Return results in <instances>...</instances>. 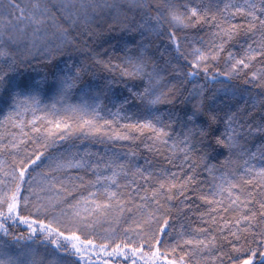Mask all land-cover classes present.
Listing matches in <instances>:
<instances>
[{
    "label": "snow or ice",
    "instance_id": "snow-or-ice-1",
    "mask_svg": "<svg viewBox=\"0 0 264 264\" xmlns=\"http://www.w3.org/2000/svg\"><path fill=\"white\" fill-rule=\"evenodd\" d=\"M69 6L60 4L62 10ZM80 7L118 12L120 5L100 0ZM129 7H154L155 24L146 30L169 41L161 54L168 57L163 64L153 63L143 51L135 59L126 58L131 70L120 69L121 75L148 81L137 99H146L149 106L174 104L177 98L190 104L178 85L168 86L166 73L181 77V84L201 73L215 80L218 74L210 69L221 62L229 78H246L245 84L264 89V0H129ZM49 27L54 31L49 33ZM205 28L207 39L193 36L189 42L180 35ZM29 31L33 47L39 39L49 60L71 43L48 0H29L27 5L0 0V60L5 66L0 91L6 104L15 101L2 124L20 130L0 136V234L9 237L18 224L29 229L27 236L13 237L16 245L24 242L19 252L11 251L7 239L0 241V264H264V165L257 169L251 163L264 160V144L252 151L241 143L253 135L250 119L233 111L221 115L199 84L189 93L197 102L183 115L170 113L167 122L153 115L151 107L143 122H122L134 119L124 101L107 115L102 114L103 102L65 108L66 98L79 86V72L54 78L50 87L61 107L53 105L51 118L37 116L43 84L28 86L29 99L20 100L21 86L8 75V70L15 71L11 49ZM28 111L31 121L24 119ZM256 128L264 135V115ZM144 140L147 151L159 154L170 167L150 160L140 165L134 150L122 161L119 154L94 153L85 144ZM62 143L68 146L56 151ZM217 149L228 153L219 165L211 163ZM240 167L243 175H237ZM203 172L211 187H201ZM89 174L94 179H86ZM173 202L184 206L178 215L195 218L197 227L185 231L182 225L176 232ZM125 213L134 219L123 235L111 227L98 231L105 223H118ZM39 235L44 237V254L33 247Z\"/></svg>",
    "mask_w": 264,
    "mask_h": 264
},
{
    "label": "trees",
    "instance_id": "trees-1",
    "mask_svg": "<svg viewBox=\"0 0 264 264\" xmlns=\"http://www.w3.org/2000/svg\"><path fill=\"white\" fill-rule=\"evenodd\" d=\"M20 2L27 5L29 0H20ZM62 2L70 6L62 10L60 8ZM92 2L99 3L100 0H48L49 6L52 7L55 14L56 23L62 29L67 30L68 40L71 42L63 44L62 50L56 53L54 59H48L46 52L42 50L44 45L39 39H37L36 47H33L31 31H29L23 43L13 46L11 49L12 56L15 58V71L8 70V75L21 86L17 89L22 93L19 99H29L30 89L28 86L43 84L39 93L40 104L39 111L36 112L37 116H49L51 118L53 105L58 109L61 107L57 103L55 90L50 87L57 75L68 76L79 72L81 77L78 82L79 86L74 88L66 98L65 108L69 105L75 106L85 102H103L104 111L102 114L107 115L109 111H115L119 107V103L124 101L126 102L127 115L133 116L134 119L122 122L129 123L135 122V120L143 122V117L149 114L147 111L149 107H151L153 115L160 116L165 122H167L170 113L183 115L185 111L190 110L191 104L197 102L195 98L189 97V93L192 92L194 84H199L205 88L204 95L207 102L220 109L221 115L228 111L240 112L246 120H251L253 135L247 140L241 141L242 144H247V149L255 151L257 147L264 144V135L257 132L256 128L261 123V116L264 115V89L245 84L244 79L246 78H229L223 62L210 69V74H218L215 80L211 79V75L206 78L201 73L194 81H185L181 84V77H176L172 71L166 73V82H170L168 86L178 85L183 90V95L191 100L190 104L181 103L180 99L177 98L174 104L163 103L149 106L146 99L143 101L137 99V95L143 97L144 89L148 87V81L123 76L120 69L131 70L126 63V58L132 57L135 59L142 51L151 58L153 63L163 64L168 59L167 56L161 57V54L165 52V48L169 46L167 37H158L146 30L147 27L154 26V18L157 12L154 7L147 11L141 8L129 7V0H115L120 5L118 12L110 9L93 12L91 8L83 9L80 7L81 4L88 5ZM149 2L155 4L157 0H149ZM159 2L163 3L164 0H159ZM183 2L185 0H177V3ZM149 17H152V20H149ZM142 25L145 27H141ZM165 27L168 26L165 25ZM52 31L54 29L49 27L48 32L51 33ZM207 31L208 29L205 28L197 34V30H189L181 32L180 35L188 36L189 42H191V37L205 36ZM38 35L42 37L44 33L41 32ZM205 39H207L206 36ZM57 43L59 42L57 41ZM97 60L102 61V63H97ZM117 65L119 68L116 67ZM3 70H5V66L3 61L0 60V71ZM184 70L188 71L189 69L185 67ZM3 95V91H0V136L7 137L9 133L19 134L20 130L2 124L7 113L12 111L11 105L15 103L14 100H9L6 104L2 99ZM97 95L99 100L96 99ZM114 101L115 103H113ZM121 115H124V113H121ZM32 118L31 111L25 113L24 119L31 121ZM69 122L71 123V120ZM178 131L179 129H177ZM244 131H247V128ZM77 143L79 142L77 141ZM147 143L146 140L136 143L118 141L105 144H89L85 142L87 147L94 153H100L101 155H104L105 151L109 155L116 153L123 161L128 158L124 154L128 153L130 156V150H134L137 154L136 160L140 165H143L145 160H150L155 164L170 167L165 164L159 154L147 151ZM67 146L62 143L56 151H63ZM227 156L226 150L217 149L212 154L211 163L219 165ZM233 159H239V156H233ZM240 163L242 165V159ZM251 163L259 169L264 165V160L257 158L252 160ZM70 175H83V173L72 172ZM237 175H243L242 167L237 169ZM85 178L94 179L90 174ZM198 179L205 182L201 184L202 188L212 186V180L206 172H203ZM173 203L171 224L176 232L178 233L181 230L182 225L185 231L197 227L195 218L186 220L183 215H178L177 209L184 206L178 202ZM204 208L205 206L202 205V210ZM188 215L191 217L192 213L189 212ZM133 219L130 214L125 213L124 218L120 219L118 223H105L102 228H98V231H104L111 227L116 229L119 235H123V230L133 225ZM28 232L29 229L24 224L13 225L10 229V236L4 237L0 234V241L7 239L12 244L11 251L16 253L20 251L24 242L21 241V245H16L13 237L27 236ZM43 239L44 237L39 235L37 243L33 245L41 254L46 252L44 246L40 244ZM47 251H51V245H49ZM193 264H195V260H193Z\"/></svg>",
    "mask_w": 264,
    "mask_h": 264
}]
</instances>
